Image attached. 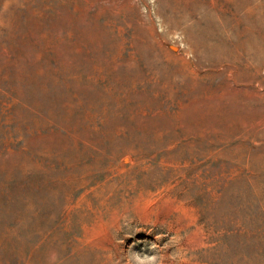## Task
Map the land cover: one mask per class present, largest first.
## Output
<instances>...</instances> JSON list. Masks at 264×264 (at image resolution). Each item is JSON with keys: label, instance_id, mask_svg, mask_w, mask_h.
Returning <instances> with one entry per match:
<instances>
[{"label": "rangeland", "instance_id": "obj_1", "mask_svg": "<svg viewBox=\"0 0 264 264\" xmlns=\"http://www.w3.org/2000/svg\"><path fill=\"white\" fill-rule=\"evenodd\" d=\"M0 264H264V0H0Z\"/></svg>", "mask_w": 264, "mask_h": 264}]
</instances>
